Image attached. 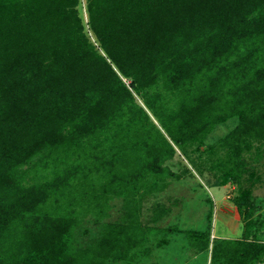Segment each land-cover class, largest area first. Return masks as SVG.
<instances>
[{
  "label": "trees",
  "instance_id": "16d2710c",
  "mask_svg": "<svg viewBox=\"0 0 264 264\" xmlns=\"http://www.w3.org/2000/svg\"><path fill=\"white\" fill-rule=\"evenodd\" d=\"M233 114L240 125L224 139L233 164L218 167L223 185L242 186L243 155L264 139V0H0V264L124 260L145 241L134 207L114 222L100 220L101 207L91 220L80 209L147 184L175 147L202 142ZM94 155L98 169L85 164ZM94 173L97 199L70 196ZM238 192L242 235L210 264L264 258V204ZM89 224L99 229L84 243ZM208 236L193 234L200 253Z\"/></svg>",
  "mask_w": 264,
  "mask_h": 264
},
{
  "label": "rangeland",
  "instance_id": "374dc122",
  "mask_svg": "<svg viewBox=\"0 0 264 264\" xmlns=\"http://www.w3.org/2000/svg\"><path fill=\"white\" fill-rule=\"evenodd\" d=\"M81 13L87 25L89 17L85 2ZM89 35L95 42V37L91 33ZM220 106L227 110L231 108L225 99ZM150 115L151 120L158 124ZM239 125L237 114L227 117L225 122L213 127L202 142L192 143L186 150L175 147L176 153L163 165L167 171L152 176L147 184L140 183L138 188L134 184L123 185L116 190L113 188L105 199L100 200L102 205L98 206L99 201L93 200L91 204L96 208L80 209L86 219L91 220L96 217L94 214L98 208H103L100 220L114 222L126 218V210L134 207L139 224L146 229L145 241L139 248L129 251L124 260L113 264H210L212 255L224 247L225 242L240 239L243 217L233 201L238 191L245 189L264 204V139L253 142L250 151L243 155L248 162V173L242 178V186L234 182L223 185L222 169L218 167L220 160L227 164L225 169L233 164L228 161L231 154L224 139ZM96 157L94 155L85 161L87 167H100L103 161H96ZM98 179L101 180V176ZM98 179L95 173L82 180L79 176L75 187L68 193L82 197L87 192L92 199H97L101 194L100 186L87 185L89 180L97 183ZM149 181H155L158 186L154 188ZM89 227L79 233H83L84 243L99 229L97 224H89ZM196 232L209 235L211 246L208 252H199V239L193 237ZM256 236L264 240V229L260 228ZM203 240L208 241V238ZM109 264H112L111 260ZM258 264H264V258Z\"/></svg>",
  "mask_w": 264,
  "mask_h": 264
},
{
  "label": "crops",
  "instance_id": "0c3cea01",
  "mask_svg": "<svg viewBox=\"0 0 264 264\" xmlns=\"http://www.w3.org/2000/svg\"><path fill=\"white\" fill-rule=\"evenodd\" d=\"M217 218H219V217H217ZM220 218H221V217H220ZM220 218H219V219H220ZM207 264H208V263H207Z\"/></svg>",
  "mask_w": 264,
  "mask_h": 264
}]
</instances>
